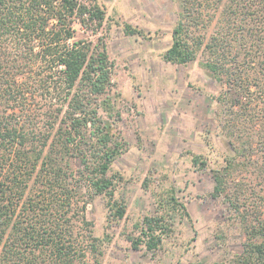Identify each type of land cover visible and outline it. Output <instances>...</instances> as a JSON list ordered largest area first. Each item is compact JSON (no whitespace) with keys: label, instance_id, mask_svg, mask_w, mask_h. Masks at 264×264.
Segmentation results:
<instances>
[{"label":"trees","instance_id":"obj_1","mask_svg":"<svg viewBox=\"0 0 264 264\" xmlns=\"http://www.w3.org/2000/svg\"><path fill=\"white\" fill-rule=\"evenodd\" d=\"M178 1L181 12L164 59L188 64L202 52L203 66L223 85L216 100L230 120L257 129L264 148V0ZM218 12L217 28L207 38L202 29ZM105 20L98 3L0 0V264H82L86 249L73 218L89 224L84 211L97 196L106 197L112 220L126 215L116 196L123 176L112 166L128 143L115 130L119 113L108 93L109 56L104 47L74 40L76 21L97 31ZM123 31L145 36L126 22ZM37 97L46 103L41 122L29 108ZM247 143L242 153L253 149L254 140ZM69 157L76 158L77 169ZM201 159L196 155L194 163L205 165ZM226 159L228 166L214 170L216 197L227 191L235 163ZM36 170L39 196L27 192ZM239 199L229 200L237 212ZM158 202L157 213L136 226L140 235L130 237L135 249L158 250L174 231L176 213L192 222L174 190ZM89 233L97 253L104 240ZM224 264H264V213Z\"/></svg>","mask_w":264,"mask_h":264},{"label":"rangeland","instance_id":"obj_2","mask_svg":"<svg viewBox=\"0 0 264 264\" xmlns=\"http://www.w3.org/2000/svg\"><path fill=\"white\" fill-rule=\"evenodd\" d=\"M81 1L98 3L106 12L97 31L76 21L74 40L106 49L112 73L108 93L119 113L115 130L128 143L112 166L123 176L116 196L127 207L125 217L112 220L106 197L97 196L84 211L89 224L73 218L80 231L77 238L86 249L82 264H224L240 252L248 241V226L264 213L260 133L230 120L216 100L223 85L203 66L202 52L188 64L164 59L181 12L178 0ZM213 19L202 29L207 38L216 30L220 12ZM125 22L142 29L145 36L126 35ZM45 105L37 97L29 107L39 122L44 120ZM100 113L107 118L104 108ZM250 138L253 149L242 153ZM196 155L206 164L196 165ZM228 157L235 158L228 189L216 197L214 170L228 166ZM69 159L71 168L77 169L76 158ZM38 172L29 182L28 194L39 196ZM170 190L186 205L192 222L176 213L174 231L158 250L149 251L144 245L135 249L130 237L140 235L136 226L144 216L157 213L160 196ZM235 196L240 198V212L230 205ZM89 229L104 240L97 253Z\"/></svg>","mask_w":264,"mask_h":264}]
</instances>
